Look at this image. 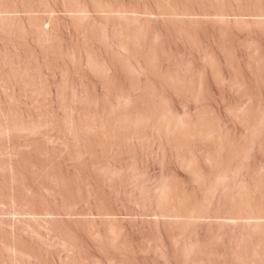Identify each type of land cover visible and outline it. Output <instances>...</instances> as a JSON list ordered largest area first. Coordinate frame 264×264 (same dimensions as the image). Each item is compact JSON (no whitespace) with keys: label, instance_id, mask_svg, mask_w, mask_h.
<instances>
[{"label":"rangeland","instance_id":"374dc122","mask_svg":"<svg viewBox=\"0 0 264 264\" xmlns=\"http://www.w3.org/2000/svg\"><path fill=\"white\" fill-rule=\"evenodd\" d=\"M0 264H264V0H0Z\"/></svg>","mask_w":264,"mask_h":264}]
</instances>
